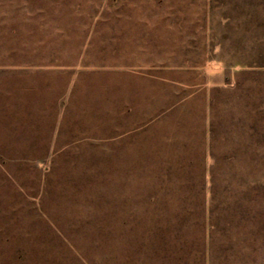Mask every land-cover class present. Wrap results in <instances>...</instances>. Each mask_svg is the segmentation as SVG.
<instances>
[{
  "label": "rangeland",
  "instance_id": "obj_1",
  "mask_svg": "<svg viewBox=\"0 0 264 264\" xmlns=\"http://www.w3.org/2000/svg\"><path fill=\"white\" fill-rule=\"evenodd\" d=\"M13 62L60 76L0 264H264V0H0Z\"/></svg>",
  "mask_w": 264,
  "mask_h": 264
},
{
  "label": "crops",
  "instance_id": "obj_2",
  "mask_svg": "<svg viewBox=\"0 0 264 264\" xmlns=\"http://www.w3.org/2000/svg\"><path fill=\"white\" fill-rule=\"evenodd\" d=\"M24 65L27 64L13 62L0 71V79L3 80L0 81V117H7V125L0 128V141H9L5 147L0 142V156L24 158L25 163L33 164L41 158V139L34 138V119L38 116L36 110H42V107H37L36 103L39 96L52 93L50 87L35 82L55 79L60 74L56 73V66L47 69L39 67V64L32 65L35 68ZM22 140L26 141L24 146L18 143Z\"/></svg>",
  "mask_w": 264,
  "mask_h": 264
}]
</instances>
